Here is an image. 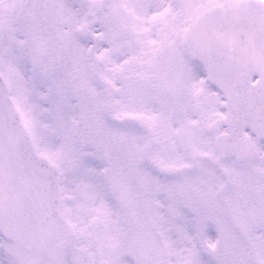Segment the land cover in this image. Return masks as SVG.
Returning <instances> with one entry per match:
<instances>
[{"label":"snow or ice","instance_id":"obj_1","mask_svg":"<svg viewBox=\"0 0 264 264\" xmlns=\"http://www.w3.org/2000/svg\"><path fill=\"white\" fill-rule=\"evenodd\" d=\"M0 264H264V0H0Z\"/></svg>","mask_w":264,"mask_h":264}]
</instances>
